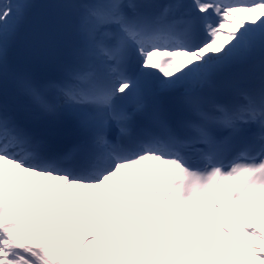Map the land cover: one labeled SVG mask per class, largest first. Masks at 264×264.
I'll return each instance as SVG.
<instances>
[{"label":"snow or ice","instance_id":"obj_1","mask_svg":"<svg viewBox=\"0 0 264 264\" xmlns=\"http://www.w3.org/2000/svg\"><path fill=\"white\" fill-rule=\"evenodd\" d=\"M32 7L0 0V264H264L248 215L264 224V0L63 5L76 43L33 35L34 55L65 61L44 84L12 70L37 113L22 116L9 48ZM257 56L246 87L232 69ZM36 118L66 120L72 146ZM16 169L28 187L4 194Z\"/></svg>","mask_w":264,"mask_h":264},{"label":"bare ground","instance_id":"obj_2","mask_svg":"<svg viewBox=\"0 0 264 264\" xmlns=\"http://www.w3.org/2000/svg\"><path fill=\"white\" fill-rule=\"evenodd\" d=\"M232 71L234 73L240 75L241 78H242V76L246 77V78L247 77H253L252 80H251L252 84H253V87H255L256 83L259 85V78H260V75H261V72H262V69H261V66H260L259 56H257L253 61H250L249 63L236 65L232 69ZM17 176H20V173H17ZM26 176H27V174L23 173L22 178L24 179V185L25 186L28 185L25 182L26 179H27ZM16 179H17V177H16ZM17 183L7 184L6 188H10L12 186H15V184H17ZM148 216L149 215H145L144 217H148ZM144 217H142V219H145ZM148 230H149L148 234H150L151 233V229H148ZM147 247H150V244H148Z\"/></svg>","mask_w":264,"mask_h":264},{"label":"rangeland","instance_id":"obj_3","mask_svg":"<svg viewBox=\"0 0 264 264\" xmlns=\"http://www.w3.org/2000/svg\"><path fill=\"white\" fill-rule=\"evenodd\" d=\"M238 15H240L244 19H247V14H245V13H239ZM256 223L258 224L259 227L264 229V224L260 223V218L259 217H256Z\"/></svg>","mask_w":264,"mask_h":264}]
</instances>
